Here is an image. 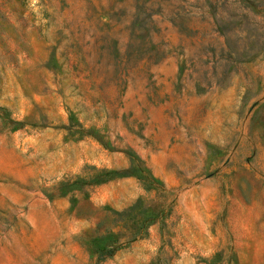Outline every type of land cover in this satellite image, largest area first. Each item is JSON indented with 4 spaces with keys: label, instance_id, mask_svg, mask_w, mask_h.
<instances>
[{
    "label": "rangeland",
    "instance_id": "obj_1",
    "mask_svg": "<svg viewBox=\"0 0 264 264\" xmlns=\"http://www.w3.org/2000/svg\"><path fill=\"white\" fill-rule=\"evenodd\" d=\"M0 264H264V0H0Z\"/></svg>",
    "mask_w": 264,
    "mask_h": 264
},
{
    "label": "trees",
    "instance_id": "obj_2",
    "mask_svg": "<svg viewBox=\"0 0 264 264\" xmlns=\"http://www.w3.org/2000/svg\"><path fill=\"white\" fill-rule=\"evenodd\" d=\"M113 247H109L108 249L105 250L106 254H109L112 251Z\"/></svg>",
    "mask_w": 264,
    "mask_h": 264
}]
</instances>
